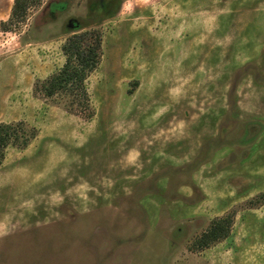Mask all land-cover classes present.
Returning a JSON list of instances; mask_svg holds the SVG:
<instances>
[{"label": "rangeland", "instance_id": "374dc122", "mask_svg": "<svg viewBox=\"0 0 264 264\" xmlns=\"http://www.w3.org/2000/svg\"><path fill=\"white\" fill-rule=\"evenodd\" d=\"M14 4L0 124L32 138L0 164V264H264V0H36L11 22ZM86 31L83 109L40 86Z\"/></svg>", "mask_w": 264, "mask_h": 264}, {"label": "trees", "instance_id": "16d2710c", "mask_svg": "<svg viewBox=\"0 0 264 264\" xmlns=\"http://www.w3.org/2000/svg\"><path fill=\"white\" fill-rule=\"evenodd\" d=\"M36 0H15L11 22L15 18L25 17L30 3ZM66 62L62 69L42 83L41 92L48 98L58 95L72 97L71 106L79 101L80 107H90V97L86 82L94 72L102 58V38L98 32H80L69 38L63 46ZM72 110V108H71ZM32 137L24 131L22 123L0 124V164L10 146L27 147ZM230 222L226 219H216L209 230L202 236L198 247L203 249L219 242L229 234Z\"/></svg>", "mask_w": 264, "mask_h": 264}, {"label": "flooded vegetation", "instance_id": "af4514ba", "mask_svg": "<svg viewBox=\"0 0 264 264\" xmlns=\"http://www.w3.org/2000/svg\"><path fill=\"white\" fill-rule=\"evenodd\" d=\"M106 1L110 3L112 0H106Z\"/></svg>", "mask_w": 264, "mask_h": 264}]
</instances>
